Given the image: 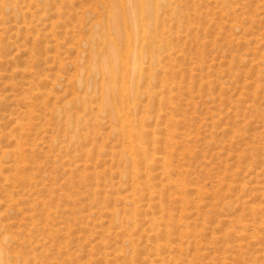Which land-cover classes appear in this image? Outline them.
Segmentation results:
<instances>
[{
	"label": "rangeland",
	"instance_id": "374dc122",
	"mask_svg": "<svg viewBox=\"0 0 264 264\" xmlns=\"http://www.w3.org/2000/svg\"><path fill=\"white\" fill-rule=\"evenodd\" d=\"M155 1L117 118L96 33L120 0H0L4 264H264V0Z\"/></svg>",
	"mask_w": 264,
	"mask_h": 264
},
{
	"label": "bare ground",
	"instance_id": "6f19581e",
	"mask_svg": "<svg viewBox=\"0 0 264 264\" xmlns=\"http://www.w3.org/2000/svg\"><path fill=\"white\" fill-rule=\"evenodd\" d=\"M114 5L113 10L109 13V19L106 23L107 27H102V30L96 33V36L105 47L103 56L98 60L101 69L99 74L102 76L104 82V84L99 87V92L101 94V109L109 111L115 117L120 118V112L115 104V97L122 91H125L129 96L138 92L135 90L134 84L137 81L136 73L144 53L142 50L135 53L131 61L132 66L130 70H132V74L131 79H129L130 83L121 84V79L124 78V75L119 68V47L122 44L137 47L141 38L152 40V29L157 22V14L155 12L157 3L155 0H120V5ZM96 59L95 57V60ZM88 72L93 71L89 70ZM117 131H127L129 133L133 150V160L140 159L143 155H146L147 148L142 139L145 134L143 129H138L134 122L129 120L128 122L120 121ZM0 264H4L1 249Z\"/></svg>",
	"mask_w": 264,
	"mask_h": 264
}]
</instances>
